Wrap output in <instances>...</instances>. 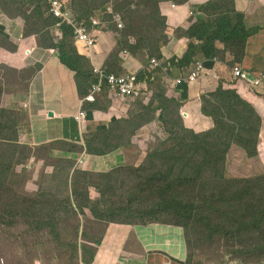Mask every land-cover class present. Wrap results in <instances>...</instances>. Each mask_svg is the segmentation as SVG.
Masks as SVG:
<instances>
[{"label":"trees","instance_id":"obj_1","mask_svg":"<svg viewBox=\"0 0 264 264\" xmlns=\"http://www.w3.org/2000/svg\"><path fill=\"white\" fill-rule=\"evenodd\" d=\"M189 1L67 0L74 17L84 21L89 29L95 13L103 11L102 25L94 30L107 27L119 35L103 69L116 75L129 74L124 72V59L120 57L127 50L128 56L142 64L138 79H147L151 93L126 102V117L115 120L107 129L84 133L83 146L56 141L39 147L41 150L32 155L28 115L9 108L5 99L8 95L16 101L28 97L31 82L42 68L26 65L35 49L57 51L60 62L75 72L78 93L84 101L82 111L107 112L115 93L105 83L98 92L100 98L87 100L98 82L97 76L91 62L78 53L73 28L49 13L47 0H0V10L16 22L22 34L18 44L0 35V233L15 235L12 231L22 224L23 230L17 232L20 238L47 234L45 239L57 245V255L47 257L45 264H92L110 224L178 226L189 239L188 251L192 252L193 239L211 242L220 236L221 240L231 239L240 246L233 254L264 256V174L243 178L230 177L228 173L233 148L240 149L247 160L259 156L264 118L255 103L264 97V92L253 91L249 83L235 78L225 67L217 69L218 88L196 93L184 102L162 79L161 68L152 69L150 65L152 58L164 61L162 48L171 37L166 32L167 18L162 15L161 3L184 5ZM260 2L264 4V0ZM106 6L121 14L122 29ZM192 10L204 13L208 19L190 18L187 28L175 34L178 41L185 40L186 44L181 55L163 62V66H170L168 74L174 75L171 66L178 71L189 68L200 55L214 68L225 63L231 68L242 64L249 39L261 27L247 26L246 13L239 10L237 0H207ZM94 47L101 50L97 43ZM184 108L197 110L212 127L198 132L195 125L194 128L187 122ZM146 126L160 130V138L157 145L147 150L140 165L121 163L98 174L77 168L76 158L84 154L104 157L124 152L132 143L137 144L136 135ZM135 149L140 148L135 145ZM54 152L66 155L54 158ZM131 153L134 156L137 151L132 149ZM32 156L36 158L34 164L46 160L53 167L35 194L23 196L13 188L18 174L15 170L24 169ZM124 174L137 180L126 193L119 192ZM93 175H98L95 183L90 181ZM151 199V205L140 201ZM81 217L93 224L88 225L89 234L98 231L97 240L89 234L83 236L82 243L76 238L65 240L62 224L78 233ZM185 264L198 263L189 254ZM236 264L262 262L249 263L239 258Z\"/></svg>","mask_w":264,"mask_h":264},{"label":"crops","instance_id":"obj_2","mask_svg":"<svg viewBox=\"0 0 264 264\" xmlns=\"http://www.w3.org/2000/svg\"><path fill=\"white\" fill-rule=\"evenodd\" d=\"M205 1L207 0H190L184 5L174 4V8L171 7L173 3H161L160 9L162 15L167 18V30L171 36V42L167 46L168 50L166 46L162 48L166 60H169L172 54L174 55L170 51L178 42L175 34L178 30L187 28L192 9L195 6L204 4ZM237 6L240 11L246 13V23L249 28L261 27V30L249 39L244 61L238 65L254 72H264V4L260 0H237ZM202 17H204V21L208 19L205 14ZM95 30L98 34L97 44L101 48L99 52L95 47L88 48L77 41L76 47L78 53L91 62L92 68L96 64L98 67L103 68L105 58L116 48L118 38L106 29L103 31H100V29ZM0 35L14 44H18L22 37L16 22L6 17L1 10ZM120 57L124 59L123 69L126 73H138L143 68L142 64L132 56L128 60L123 55ZM131 59L136 64L129 62ZM26 65H41L42 67L31 82L28 97L16 101L14 96L8 95L5 103L9 108L28 115L31 130L29 143L31 147L39 148L56 141L83 146L84 133L105 130L115 120L126 117L127 104L119 101L120 99L116 98L115 95L107 112L82 111L84 101L78 93L75 72L60 62L57 51L43 48L35 49L26 59ZM204 77L203 80L201 79L202 82L200 80V84L195 87L196 91L187 89L184 94L179 93L181 98L190 99L193 92H195L194 95L198 92H206L207 87H212L210 91L218 88L219 77L211 64L208 65ZM209 79L213 81L210 82ZM261 89L264 92V87ZM95 98H100L99 93L96 94ZM189 99L184 100V102H188ZM255 107L264 117V97H259ZM188 111H191V116L187 118L194 119L197 116L188 108L184 110V114H189ZM145 128L153 130L152 126H146L141 130H145ZM195 129L206 130L200 124ZM20 142L23 143L24 139L20 138ZM135 145H138L140 149H135ZM141 147V141L138 140L137 144L132 143L119 155L112 153L108 156L98 157L84 154L76 158L77 168L99 173L113 170L121 163H132L138 166L146 155L144 154L142 157ZM132 149L137 151L134 156L131 153ZM65 155L64 152L53 153L54 158L64 157ZM32 158L35 160L34 156ZM40 164L38 162L37 168ZM187 257V240L185 230L181 227L162 224H152L150 226L110 224L104 230L101 245L95 253L92 264H185Z\"/></svg>","mask_w":264,"mask_h":264},{"label":"rangeland","instance_id":"obj_3","mask_svg":"<svg viewBox=\"0 0 264 264\" xmlns=\"http://www.w3.org/2000/svg\"><path fill=\"white\" fill-rule=\"evenodd\" d=\"M124 27V24H123ZM101 28V30L106 29ZM168 29V27H167ZM168 33V30H166ZM117 38H119V35L116 34ZM171 41H169L170 43ZM186 41L181 40L175 43L174 47L171 49L170 52L174 53V55H181L184 48H185ZM169 44L166 45V47ZM168 50V47H167ZM173 56V54H172ZM130 56L126 57V60H128ZM133 64H136L132 59L129 61ZM94 66V69L97 68ZM227 68L231 72L234 67H229L228 63L222 64V66H216L214 68V71L218 75V68ZM177 69L174 68V74H177ZM122 73V72H119ZM126 73V72H125ZM219 77V75H218ZM205 77H202L200 79H204ZM201 80V82H202ZM209 81H213L212 79H209ZM194 90L196 91L194 86H189L187 88H180L177 90L178 93L184 94L185 91ZM212 90V87H207V91ZM195 92H193L192 96ZM190 97V96H189ZM7 98V97H6ZM184 99V98H183ZM189 99V98H188ZM187 98L184 100H188ZM186 104V103H184ZM186 107V106H185ZM184 108L183 110H185ZM191 109L197 116L194 119H191V117L187 118L188 123H192V126H198V124L202 125L203 128L210 129L212 127V123L204 117L201 113H199L197 110L193 108ZM187 116H191V111H188ZM206 130H197L198 132L206 131ZM137 139L141 141V155L142 157L144 154L147 153V150H151L153 146L158 144V138H160V130H148L145 128V130H140L137 135ZM260 153L259 156L255 157L252 160H247L245 154L238 148H233L231 151L230 159L229 161V176L230 177H254L260 174H264V130L262 133V138L260 142ZM33 148V147H32ZM32 155L37 152V150H41L39 148H33ZM43 155L45 152H42ZM145 158V157H144ZM50 162V161H49ZM41 163L39 167L37 168V164H32L31 168L29 167L30 160L27 161L26 167L23 168H16V172L18 173L15 177V184H13V188L15 190V187L18 191L15 193L21 194L23 196L32 195L35 194L38 190V187L40 184L45 182L47 178V172L51 170L52 163L47 164L48 162H39ZM49 167H48V166ZM127 166H135L132 163H128ZM95 173V172H94ZM98 174V173H96ZM98 175H93L90 177V181L93 182L96 180ZM122 187L119 188V192L126 193L128 187H133L137 180L133 179L132 176L129 175H123L122 179ZM95 183V181H94ZM94 195V191L92 190V195ZM117 200H120V197L116 198ZM143 199V198H141ZM144 205H151L153 203V199L151 200H140ZM79 222V232L66 223L62 224V233L64 235V238L68 240L77 239L79 243H82L83 236H87L89 234L88 225L92 224L90 220L81 217ZM93 225V224H92ZM23 225H17L15 229L12 231L15 235H12L11 233H0V264H45L43 261L46 260V258L51 257L53 255H57V245L53 242H49V240H46V235H43L42 233H37L35 235L31 236H25V237H18L17 232H21L23 230ZM94 233V231L92 232ZM251 234H257V232H252ZM39 236L41 239L38 240ZM89 236L92 237V240H97L99 235L98 231L95 232L93 235L89 234ZM45 239V240H44ZM42 240L43 243L39 244ZM90 240L88 244L92 241ZM187 242L189 241L188 238H186ZM192 244V252L191 250L188 251L189 254L193 256V259L198 264H236L239 260V258L242 261H248L249 263H257L262 262L264 264V256L258 255V256H250V257H243L242 254H233L235 250L240 248L238 244L235 243L233 240H221L220 236H215L211 242L207 241L206 239L203 240H196L193 239ZM85 242V241H83ZM250 244H248L249 246ZM188 246V245H187ZM48 254V255H47ZM47 255V256H46ZM84 254L83 256H85ZM188 258V257H187ZM87 259V257L85 258Z\"/></svg>","mask_w":264,"mask_h":264},{"label":"built area","instance_id":"obj_4","mask_svg":"<svg viewBox=\"0 0 264 264\" xmlns=\"http://www.w3.org/2000/svg\"><path fill=\"white\" fill-rule=\"evenodd\" d=\"M47 2L50 5L49 13L56 18H59L60 23L65 22L73 28L74 35L78 43L80 42L88 48L94 47L98 38V34L94 28L102 25L101 20L103 12L95 13V16L91 19V29H89V26L84 21H79L74 17L66 0H47ZM171 7L174 8L175 5L171 4ZM106 11L114 14V22L117 24L119 29H122L123 21L121 14L113 13L110 6H107ZM190 15L193 14L190 12ZM195 16L199 17L201 16V13ZM121 55L127 57L128 51L123 50ZM150 65L152 69L161 68V71L166 74L164 77L166 81L171 84L173 83L174 86L180 85L183 82L195 84L207 71V61L205 59H198L194 65L191 66L190 70L184 71L181 77L174 79L167 75V68L163 66L162 60L152 58L150 60ZM232 73L235 78H241L245 82L249 83L254 90H259L264 87V72H254L246 69L242 65H238L233 68ZM94 74L97 76L98 82L93 87V92L100 91L102 85L106 83L115 93V97L120 99L119 101L121 102L149 96L151 93L147 87V79L143 81L139 80L137 73L116 75L113 73H107L103 68L97 67L94 69ZM153 79L154 77L151 80ZM89 99L93 100V96H90Z\"/></svg>","mask_w":264,"mask_h":264},{"label":"clouds","instance_id":"obj_5","mask_svg":"<svg viewBox=\"0 0 264 264\" xmlns=\"http://www.w3.org/2000/svg\"><path fill=\"white\" fill-rule=\"evenodd\" d=\"M67 1V0H66ZM68 3V2H67ZM169 3H172V2H169ZM174 4V3H173ZM176 5V4H175ZM106 8H107V6H106ZM99 12H103V11H99ZM191 13L193 14V15H190V17L189 18H193V19H195V20H198V21H204L203 20V18L204 17H202L203 15H204V13H202V12H198V11H191ZM199 13H201V16H199V17H197V16H195V15H197V14H199ZM128 57V56H127ZM172 58V57H171ZM171 58H169V60L171 59ZM198 59H205L206 61H207V67H208V65H210V61L209 60H207L204 56H202V55H200V56H198L197 58H196V60L194 61V63L198 60ZM169 60H166V59H164V61H169ZM163 61V62H164ZM194 63H192L191 64V66L192 65H194ZM214 63H216V64H218L219 63V61L218 60H214ZM167 66H169V64L167 65ZM167 66H164V67H166L167 68ZM191 66L189 67V68H183L182 70H180V71H178V74H174V68H176V67H174V66H171L172 67V69H171V71L173 70V74L174 75H172V74H168V72L166 71V73H167V75L168 76H170L171 78H178V77H181L182 75H183V72L184 71H186V70H190L191 69ZM238 66V64L235 66V67H237ZM170 67V66H169ZM234 67V68H235ZM101 68V67H100ZM214 68V67H213ZM207 72V71H206ZM138 74V73H137ZM155 74V73H154ZM206 74V73H205ZM204 74V75H205ZM165 75L166 74H164L163 72H162V79L166 82V83H168L167 81H166V79L164 78L165 77ZM204 77V76H203ZM200 80L201 79H199V81L198 82H196L195 84H189V83H187V82H183V83H181L180 85H177V86H174L173 85V83L171 84V83H168L170 86H172L173 88H174V90H175V92H177V89H179V88H183V87H188V86H194V87H197L199 84H200ZM97 84V83H96ZM96 84H94L93 86H92V91H91V93H90V96H93V100H90L89 99V97L90 96H88V98H87V100L88 101H94V99H95V95L99 92V91H95V92H93V87L96 85ZM105 84V83H104ZM103 84V85H104ZM103 85H102V87H103ZM102 87H101V89H102ZM100 89V90H101ZM261 89V88H260ZM149 91H151L150 89H149ZM253 91H257V90H254L253 89ZM178 93V92H177ZM198 93H204V92H198ZM183 99V98H182ZM132 100V99H131ZM184 100V99H183ZM128 101H130V100H128ZM128 101H124V103H126V102H128ZM258 110V109H257ZM259 111V110H258ZM186 116V118L188 117L187 116V114L185 115ZM264 118V117H263ZM263 128H264V124H263ZM262 133H263V129H262ZM261 136H262V134H261ZM262 138V137H261ZM261 142V141H260ZM35 160H36V158H35ZM35 160H34V158H31L30 159V165H29V167L31 168V166H32V164H34L35 163Z\"/></svg>","mask_w":264,"mask_h":264}]
</instances>
